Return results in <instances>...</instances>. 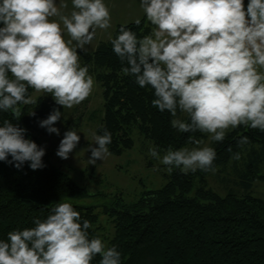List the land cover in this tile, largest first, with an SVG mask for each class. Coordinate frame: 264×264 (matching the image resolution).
Masks as SVG:
<instances>
[{"label": "clouds", "instance_id": "clouds-1", "mask_svg": "<svg viewBox=\"0 0 264 264\" xmlns=\"http://www.w3.org/2000/svg\"><path fill=\"white\" fill-rule=\"evenodd\" d=\"M147 20L154 25L151 35L138 38L120 28L111 39L121 71L141 87L150 86L152 105L167 111L171 126L179 132L209 134L222 142L229 129L239 126L264 132V0H141ZM73 11L63 14L54 0H0V110L18 104H35L28 88L51 94L57 105L72 108L89 97L94 80L88 67L80 65L78 49L86 51L96 29L111 27V15L104 0H72ZM57 17V20L50 18ZM139 19L136 24H139ZM67 33L69 39L64 38ZM186 114L188 121L178 117ZM30 115H35L32 111ZM63 113L54 108L39 121L49 134ZM27 129L9 121L0 126V161L21 169L29 162L32 170L45 167V149L25 138ZM195 145L202 141L189 137ZM80 136L72 128L60 141L56 155L67 160ZM89 145L88 164L95 165L109 155L111 133L95 135ZM248 142L243 137L239 143ZM149 154L183 173L215 172L213 147H169L161 157L155 147ZM9 156L11 160H9ZM239 159V155L235 156ZM34 227L10 231L0 240V264H121V253L99 238H89L88 220L68 202L57 203Z\"/></svg>", "mask_w": 264, "mask_h": 264}, {"label": "trees", "instance_id": "trees-1", "mask_svg": "<svg viewBox=\"0 0 264 264\" xmlns=\"http://www.w3.org/2000/svg\"><path fill=\"white\" fill-rule=\"evenodd\" d=\"M248 3L244 0L245 10ZM139 21L117 24L111 37L99 41L93 50H77L80 65L88 67L101 89V111L88 115L96 122V135L105 130L111 133L110 154L132 149L135 134L144 150L155 147L160 156L169 147L194 146L189 139L193 137L215 149L216 171L198 169L185 174L173 167L163 185L144 189L134 201L124 202L120 196L106 201L105 194L88 192L51 160L40 138L47 129L39 121L54 108L62 113V106L51 94L33 98L35 90L29 87L27 96L36 103L18 104L19 117L13 110H0V126L9 121L27 129L25 138L45 149V167L32 170L25 162L17 169L0 161V240H6L10 231L34 227L35 219H45L57 203L68 202L80 213L81 223L90 222L89 238L99 237L107 247L115 246L121 264H264V198L254 191V183L264 181V132L242 125L229 129L222 142H215L209 134L173 128L171 114L152 105L154 90L141 88L133 76L123 74L121 69L127 65L113 51L111 39L120 34L121 26L138 38L152 34L155 26L146 14ZM32 111L35 115H30ZM177 115L188 121L186 114ZM81 120L78 115L66 122L77 129ZM243 137L248 142L240 145ZM152 160L147 165L152 166ZM210 179L222 190L211 186ZM95 196H101L102 202L85 200ZM99 260L97 255L92 264Z\"/></svg>", "mask_w": 264, "mask_h": 264}, {"label": "rangeland", "instance_id": "rangeland-1", "mask_svg": "<svg viewBox=\"0 0 264 264\" xmlns=\"http://www.w3.org/2000/svg\"><path fill=\"white\" fill-rule=\"evenodd\" d=\"M93 77V76H92ZM94 86L88 98L79 105L72 108H63L60 120L54 127L59 129V135L47 132L40 134L41 143L51 152V160L59 164L78 184L84 186L90 193H100L106 195V201L114 197H122L124 202L134 201L144 189L158 188L167 180V166L162 165L160 160L151 157L149 150H144L141 140L135 134L133 135L135 144L132 149L126 150L121 154L107 155L103 161L97 160L95 165L88 164L91 156L89 145L96 147L94 134L96 122L88 118L90 112L97 110L100 112L103 102L99 83L94 79ZM39 92L34 91L32 97H36ZM74 111V112H73ZM82 116L81 126L75 129L80 136L77 147L69 154L67 160L61 159L56 155L58 146L66 131L71 129V124L67 119ZM208 146V142L192 147ZM162 157V155H161ZM149 159H153V165H147ZM210 185L221 191L213 179H210ZM254 191L264 198V181L254 183ZM101 196L89 197L86 201L102 202ZM99 209V208H98ZM104 218L103 216L101 217Z\"/></svg>", "mask_w": 264, "mask_h": 264}, {"label": "crops", "instance_id": "crops-1", "mask_svg": "<svg viewBox=\"0 0 264 264\" xmlns=\"http://www.w3.org/2000/svg\"><path fill=\"white\" fill-rule=\"evenodd\" d=\"M141 0H104L105 5L110 10L111 15V27L108 29H96V35L90 45H86V50H93L99 41L108 39L111 37L115 26L119 23H127L133 20H137L145 15L141 8ZM54 3L59 6L61 3L67 4V8H61V12L66 15H70L73 11L72 0H54ZM57 20V17L50 18ZM64 38L68 37L66 31Z\"/></svg>", "mask_w": 264, "mask_h": 264}]
</instances>
